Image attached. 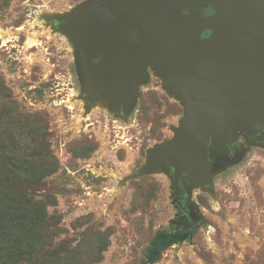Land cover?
<instances>
[{"label": "rangeland", "instance_id": "rangeland-1", "mask_svg": "<svg viewBox=\"0 0 264 264\" xmlns=\"http://www.w3.org/2000/svg\"><path fill=\"white\" fill-rule=\"evenodd\" d=\"M84 1L0 0V175L44 211L26 231L0 192V264H139L157 232L191 227L166 174L128 179L183 116L154 72L126 119L101 103L85 114L76 48L45 22ZM239 142L214 192L191 190L196 235L156 264H264V147Z\"/></svg>", "mask_w": 264, "mask_h": 264}, {"label": "water", "instance_id": "water-1", "mask_svg": "<svg viewBox=\"0 0 264 264\" xmlns=\"http://www.w3.org/2000/svg\"><path fill=\"white\" fill-rule=\"evenodd\" d=\"M45 22L76 48L85 114L101 103L126 119L149 70L183 107L128 179L163 172L172 190L213 193L240 138L264 147V0H85Z\"/></svg>", "mask_w": 264, "mask_h": 264}, {"label": "trees", "instance_id": "trees-1", "mask_svg": "<svg viewBox=\"0 0 264 264\" xmlns=\"http://www.w3.org/2000/svg\"><path fill=\"white\" fill-rule=\"evenodd\" d=\"M12 140L10 139V143L12 144ZM24 160H14L16 164H22ZM0 172L2 173H7ZM6 176L7 174L0 175V192L4 193L3 196L6 198V201H2L3 204H10L13 206V213L8 216L9 221H15L16 225L19 227H25L26 231H31V224L43 214V210H41V205H37L34 201H27L24 197L19 196L16 192L12 190L5 191V187L10 186V179ZM36 206L40 207L39 211L36 210ZM15 217V219H13ZM198 227L192 225L187 229H178V230H161L156 233L153 237L148 251L144 257V259L139 264H156L158 263L162 255L170 249L171 247L181 244L185 241H190L197 233ZM23 236V233L20 235V239ZM19 260L16 262H12L13 264H19L22 262V256L18 255Z\"/></svg>", "mask_w": 264, "mask_h": 264}, {"label": "flooded vegetation", "instance_id": "flooded-vegetation-1", "mask_svg": "<svg viewBox=\"0 0 264 264\" xmlns=\"http://www.w3.org/2000/svg\"><path fill=\"white\" fill-rule=\"evenodd\" d=\"M234 152L230 154L233 157ZM179 190H172V200L174 205L179 209L181 215L179 216L181 219H189L191 222V226H197V222L194 219L195 215V205L191 200V191L186 188L182 181L179 183ZM173 193L175 195L173 196Z\"/></svg>", "mask_w": 264, "mask_h": 264}, {"label": "bare ground", "instance_id": "bare-ground-1", "mask_svg": "<svg viewBox=\"0 0 264 264\" xmlns=\"http://www.w3.org/2000/svg\"><path fill=\"white\" fill-rule=\"evenodd\" d=\"M33 42H34L33 39L29 38V43L31 44ZM86 116H88V115H86Z\"/></svg>", "mask_w": 264, "mask_h": 264}]
</instances>
